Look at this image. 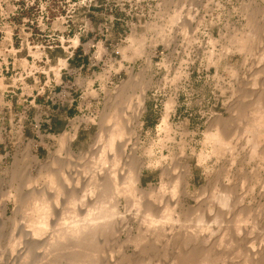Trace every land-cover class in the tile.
Listing matches in <instances>:
<instances>
[{
    "label": "bare ground",
    "instance_id": "obj_1",
    "mask_svg": "<svg viewBox=\"0 0 264 264\" xmlns=\"http://www.w3.org/2000/svg\"><path fill=\"white\" fill-rule=\"evenodd\" d=\"M249 1L253 4V8L249 10L248 14L245 10L248 2L246 3L247 5L243 4L244 7L246 5L245 8L242 6V9L248 15L245 19V22H247L245 23L246 26L244 25L243 28H246L248 32L243 31L244 34L240 33L241 35L232 34L233 36L230 37V46L234 51L244 54L245 57L247 55L256 57L257 59L255 58L253 62L256 72H254V75L252 74L251 80L249 79L250 81L248 80L247 83L244 84L245 88L242 90V95H240L242 97L238 96L234 104H232L230 108H227L226 111L229 115L227 118L213 113L214 119L206 129L204 142V144H206L205 146L208 148L210 147L209 152L203 151L205 149L196 151L195 147L188 146L187 141L185 142L183 139V136L187 134H180L187 133V131H178V128L173 127L169 123L170 116L176 112L175 105L177 101L172 98H169L170 100H168L166 106H164L166 107L165 111L157 126V130L163 133L165 137V140L160 142L161 149L159 153L153 158L151 148H145V146L142 145L140 130L143 121L141 118L146 111V93L151 88L152 81L150 78L146 79L144 76L139 79H134V76L132 77L134 61L140 58L141 54H144L141 48L143 41L140 42L141 39L139 41L137 39L135 40L133 35L128 36L133 45L121 50L122 62L119 64V67L127 73L128 79L121 81V83L119 82L120 85L118 84V86L115 85L116 87L114 91L112 90L113 93H111V95L105 94L102 109L96 117L76 119L77 122L73 125H71V121H75V119L71 120L70 131L67 130L62 134L60 133L57 136H53L59 148L56 149L53 154H50L49 163H51V167L47 170L54 169L57 172L55 175L53 174L54 176L51 174L45 177L47 176L46 170L44 172L45 176L42 175L43 178H46L45 180L42 179L45 181H42V183H44V190L41 189L43 191H40V193L38 192L39 189L38 191L36 190L38 194L30 193L31 195H29L28 193L26 194L27 196H23L24 202L22 201L23 205L21 204L23 208L20 209L19 212L24 216L21 215L24 220H21V222L24 223L19 226L18 235H15L17 241L14 247L17 246V249L15 247L16 252H14L16 254L14 253V257L11 255L12 258L7 257V259L0 257V264H99L101 258L99 257L100 259L98 262V253L101 256V252L107 251L106 247L111 244L114 238L116 239V243L119 236L125 234V237L131 231V227L128 224H122L120 222L122 217H124L123 215H129L128 217L134 216V220L137 219V225L140 226L138 227L139 229H136L137 226L134 228V231L140 230L141 232L139 231V234H142V238H140V235L137 236V232L135 233V236H137L135 238H137V240L140 238V242L133 245V249L135 251V257L141 259L135 260L136 264L138 262L141 263L143 257L154 249L153 245L157 244L160 246H158L159 248L163 246V248L167 249L169 245L171 248H174L172 246H175L176 243H180V246L182 244L183 247H180V250L175 252L177 253L176 256L174 253L172 255L170 249L171 257L175 256V260H173L174 258H170V260L175 261L176 264H214V262L216 263L218 260H220V262L221 260L225 261L223 260L225 258L229 260L227 256L234 254L238 257V255H240V253L235 254V251L238 250L236 248H239V246V249H243V255L240 256H242V258L246 256L243 261L241 257H238L241 259L239 260L240 264H263L264 213L262 212L264 211H259L258 205L260 204L259 207L262 205L264 206V62L262 57L264 56V50L259 53L264 44H262L263 46L260 44L262 48H260V50L258 49L259 52L256 48L259 46L257 45L259 42L264 41V37L260 36L263 35L261 33L264 32V24L262 23V27H259L260 25L257 26L256 21L258 22V19H256V16L259 14L264 15V0ZM180 10L173 11L170 15L167 14V9L166 11H162L166 12V15H168L163 25L160 24L159 26L156 21L154 23L152 22L153 24L150 23L151 25L147 24V29H151L153 31L152 34H154L152 41L154 47L152 51L150 50L151 52L149 51L150 53L146 50L149 53L144 59L146 67L149 68L151 66V55L153 56L156 53L158 43L161 42L165 46H168L170 41H172L174 29L177 28L179 30L180 36H182V39L186 42V44L185 42L183 43L186 48L193 42H196L195 40L197 39L194 37V34L198 30V26L201 22L197 20L199 18L195 20L197 11H193V9L189 11V9H187L186 14L185 11L182 14L183 10ZM263 15L261 17H263ZM192 23H195L197 26H193V28ZM189 32H191V35ZM227 41L230 43L229 40ZM73 42L76 43L77 41L74 40ZM213 42H215L214 39H211L210 43ZM97 46L98 51L95 55L97 59H99L103 52L101 51V47H99V45ZM227 53H229V50ZM224 54L220 52V56H217V58L214 54H210V57L208 56L209 63L217 65L218 61L223 58L221 56ZM252 59L254 60V58ZM123 61H127L129 65L124 66ZM62 63L64 64V62H60L61 65H63ZM180 73L178 72V74ZM178 76L181 77V75ZM103 77L104 74L102 73L95 75V78L100 81L103 80ZM78 82L80 81L78 80ZM92 82L93 80L88 81V88L92 96L98 97V93L94 89H91ZM100 88L103 93H105L106 89L102 84ZM224 105L229 104L224 103ZM81 123L95 125L96 132L87 150L75 152L71 149L70 145L75 140L77 128ZM178 135L180 138L178 137L179 140L177 141ZM169 145L179 146L180 157L178 156L176 159L179 158L181 161L188 157L194 158L196 160V167L205 166V171L214 173L215 177L217 175L218 178H220V182L216 183L218 189L213 186L216 189L214 188V191L207 193V195L209 193L210 195L206 199L205 197L207 195L205 194V196L202 191L195 192L191 195L186 189L189 187L187 178L192 176V168L187 162H183V160V165L180 167L182 171L180 169L181 173H179L181 174L179 176L182 177L177 181V184L170 188V194L168 193L167 195L165 192L167 195V198H165L167 201H165V206L167 205V207L162 208L163 211L160 210V214L157 215L159 211L156 214L154 204L158 199L162 198V196L164 198L166 195L164 194L158 198L154 197L153 194L159 191L163 192L162 189L164 185L161 181L159 187L154 192L148 187L142 188V171L146 168H150L154 163L161 169L162 177L173 174L174 171L177 170L175 169L177 166L175 165L176 159L173 157V152L171 151L172 147ZM140 148L143 149V153L138 155ZM164 149L168 150V155L171 156V158L169 157L170 159L164 156ZM186 150L190 151L188 156H186ZM29 156L30 161L34 163L38 162L37 157L31 156L30 152ZM140 156L141 159L143 158V162ZM239 160L240 164L243 163V167L240 166L241 168H239V170L236 168L237 173L235 175H242V177L236 176L235 178L240 179L235 180L232 171ZM177 161L179 162V160ZM47 166L48 165H46V167ZM246 166H248V172L244 171L245 168L247 169ZM41 170H43V168L40 169L39 172ZM54 170H52V172ZM48 174L50 173L48 172ZM36 180H38V177L34 179L35 182ZM28 182L30 183V181ZM239 182H241L240 189L242 188V195H244V188L247 187L249 196L251 197L250 199L254 202L256 195H258V193L259 195L261 194L262 203L260 201L256 203V211L253 209V211H250L248 207L245 208L243 200L240 197L241 193H239V196L236 195L237 184ZM34 184L33 182V185L29 186L33 188ZM259 187L262 189V191L260 190L261 192L256 191V188ZM29 188L28 190L31 191ZM246 190L245 195L247 193ZM261 197H258V199H261ZM8 198H4L5 201L1 200L0 218L5 216ZM163 198L162 200H165ZM186 198H193L197 207H185ZM122 202L125 203V206L122 208L127 209V211L126 209L123 211L125 214L118 210V206H120ZM159 203L160 202L157 203V206ZM21 205L20 207H22ZM251 205L252 204H250V206ZM168 208L169 213L167 211ZM198 209L201 214L194 213L196 216L191 220V212H193V210L197 212ZM152 212L157 215L155 217H159L158 221L155 218L153 222L154 217H152V221H150ZM206 213L207 215L211 214L213 216L206 217ZM260 217H262V219ZM181 219H185V221L189 219L188 222L191 220L193 226L184 225V222L180 221ZM208 219H212L209 220L210 223L212 221L216 223L217 221L224 224V226L222 224H220V226H215L214 223H211V226L207 223L204 224ZM179 221L183 223H179ZM217 224L219 225V223ZM212 225L216 230L214 231V228L213 231L209 232L210 228L213 227ZM241 230L243 231L242 234L239 232ZM255 232H257L256 234L260 232V235H256L258 236L257 241H254V238L255 240L257 239L254 235ZM46 236L48 238L44 239ZM133 238L134 237H128V240H125L127 242ZM237 239H239L238 241L241 243L236 242L232 244L233 240L236 241ZM135 240L133 244H135ZM123 241H121V244ZM9 242L11 243V241ZM10 243L7 245H11ZM124 243L123 246H120L119 243L120 248L127 246L124 245ZM119 246L117 245V247ZM14 247L12 250H15ZM159 248L158 251L160 253ZM233 248L234 250L232 251ZM115 249L118 250L119 248ZM117 250L116 252H118ZM110 251L112 250L109 249V251L106 252L107 256H109L110 253L108 254V252ZM120 251L121 250H119V252ZM164 251H161V255L166 252ZM236 252L238 253L240 251L238 250ZM136 253L138 256H136ZM148 255L150 256V253ZM165 255L167 257V254ZM162 257L165 258L163 255ZM108 259H106V264H112ZM101 261H103V258ZM166 261L167 263L165 261L163 263L168 264V260ZM230 261L227 263L230 264ZM240 261H242V263ZM172 264H174V262Z\"/></svg>",
    "mask_w": 264,
    "mask_h": 264
},
{
    "label": "rangeland",
    "instance_id": "obj_2",
    "mask_svg": "<svg viewBox=\"0 0 264 264\" xmlns=\"http://www.w3.org/2000/svg\"><path fill=\"white\" fill-rule=\"evenodd\" d=\"M247 2L249 6L246 4ZM243 4L247 5V7L245 5V10L248 14L249 10L253 8V4L249 0H94V4L89 8V13L84 12V14L79 16L75 21L73 33L75 36H70V38L65 37L66 40L70 39L71 46L75 47L67 62L64 61V59L68 57L67 53H65L61 48H54V46L57 45L55 41L58 36L57 31L61 30V27L58 24L56 26L53 25V27L48 25L44 32L34 31L31 35H28L27 31L25 30L27 23L24 22L21 17L6 18L5 16H0V203L1 200L9 197L6 202L5 216H3L4 218H0V257L6 259L7 257H11V255L14 257L13 254L17 249V246H15V249L14 244L17 241L16 236L18 235V229L19 226L24 223L21 222V220H23V214H20L19 212L20 209L23 208V196H27L26 194L28 193L29 195L38 194V192L44 190V183H42V181L45 182L44 180L46 179L43 178V176H45L44 172L51 167V163H49V156H51L50 154H53L56 149L59 148L55 137H53L57 135H47L39 132L36 124L37 105L43 104L42 100H45L44 103L46 106L50 104L57 106L63 100H65V94H71L73 103V113L71 120L75 119V121H71V125L76 124V119L96 117L102 109L105 94L111 95V93H113L112 90L114 91V88L118 86V84L120 85L121 81L128 79L127 73L119 67V64L122 62L121 50L133 45L132 41H130L128 38V36L133 35L135 40L137 39L139 41L141 39L140 42L143 41L141 48L144 54H141L140 58H137L134 61L132 77L134 76V79H139L144 76L146 79L150 78L152 81V86L146 93V111L141 118V120L144 122H142L140 130L142 145L145 146V148H151L153 152V158H155V155L157 156L159 153L161 149L160 142L165 140V137L163 133L157 130V126L159 125L162 115L165 111L166 107L164 106H166V103L168 100H170L169 98H172L177 101L175 105L176 112L170 116L169 123L173 127L178 128V131H187V133L180 134H187L183 136V139L185 142L187 141L188 146L193 148L195 147L196 151L205 149L203 151L209 152L210 147L208 148L205 146L206 144H204V142L206 129L214 119L213 115L219 114L220 116L227 118L229 116L228 112L226 111L227 108H230L232 104H234L235 100L238 99V96L242 97L240 95H242V90L245 88L244 84L247 83L249 79L251 80L252 74L254 75V72H256V68L254 66L255 64L253 63L256 57H253V55H249L251 57L248 55L245 57L244 54L234 51L230 46V37L236 34H244L243 31L248 32L246 28H243L245 23H247L245 22V19L248 17V15L242 9V6L245 8ZM2 7L3 11L8 12L12 7V4H5L2 5ZM166 9L168 15L172 14L173 11H179L180 9L183 10L182 14L184 11L186 14L187 9H189V11L192 9L193 11H197L195 20L199 18L197 20L201 21L199 24L200 27L198 26V30L195 34L192 32L197 40H195L196 42H193L186 48L185 45H183L185 41L182 39V36H180L179 30L177 28L174 29L173 39L170 41L168 46H165L161 42L158 43L156 47V53L153 56L151 55V66L148 68L145 66L144 59L146 58L145 56L149 55L154 47L152 45L154 34H152L153 31L151 29H147L148 27L146 26L153 24L155 21L157 24H159V26L160 24L163 25L166 22L168 15H166V12L162 11H166ZM262 15L263 14H259L256 16L258 22L256 20L255 21L257 26L260 25L259 27H262L264 24V15L261 17ZM193 26L196 27L197 25L192 23V27ZM52 28L57 29V31H54L55 29L53 30ZM189 33L191 35V32ZM261 34L263 35L260 36L264 37V32ZM211 39H214L215 42L210 43ZM74 40L77 42L74 43ZM227 40H229L230 43H228ZM143 43L145 44V47ZM260 44H264V41H261L257 44L259 45L256 48L258 52L263 46ZM97 45L101 47V51L103 52L99 59H97L95 55V53L98 51ZM263 48L259 53L264 50ZM146 50L148 52L150 50L151 51L148 53ZM228 50L229 53H227ZM67 52H70V50ZM220 52H223V54L225 53V57L224 55L221 56L223 58L218 61L217 65H212V63H209L210 61L208 58L210 57V54H214V56L217 58V56H220ZM262 57L264 62V56ZM252 58H254V60ZM60 62H64V64L62 63L63 65H61ZM123 65L128 66L129 63L127 61H123ZM61 66L66 67L64 71H61V78H59L58 68ZM178 72L181 73L178 74ZM98 73L104 74L102 81L95 78V75ZM178 75H181V77ZM78 80L80 82H78ZM87 80H93L91 89H94L98 93V97L91 95ZM101 84L106 89L105 93H103L100 88ZM224 103L229 105H224ZM95 132V125H86L81 123L77 128L76 138L70 145L71 149L75 152L87 150L89 144L93 141ZM178 137L180 138V136H177V141L179 140ZM169 146L172 147L171 151L173 152V157L176 159L180 155V149L178 148L179 146ZM29 152L31 156L37 157L39 163H34L29 160ZM141 153H143L142 148L139 149L138 155ZM189 153L190 151L186 150V156H188ZM163 154L166 158H171V156L168 155L167 149H164ZM177 160H179V162ZM183 160L180 161L179 158L176 159L175 165L177 167L175 169L177 170H175L173 174L163 177L161 176V169L153 163L150 168H146L142 171L141 187H148L154 192L162 181V184L164 185V188L162 189L163 192H155L153 196L159 198V196L164 195L165 192L167 195L168 193L170 194V188L177 184V181L182 177L179 176L181 175L179 173L182 171V168L180 167L183 165V162H187L192 168V176L187 178L189 187H187L186 190H188L191 195L200 191H202L204 195H207L208 192L214 191L215 187L217 188L216 183L220 182V178H218L217 175L215 177L214 173L206 172V168L203 165L196 167V160L194 158L188 157L187 159ZM141 161L143 162V158ZM239 162L240 160L237 162L236 167H234L232 171L235 180L242 177V175H235L237 170L241 168L240 166L243 165V163L240 164ZM46 165L49 167H46ZM246 167L247 169L245 168L244 171L248 172V166ZM42 168L43 170L40 172L43 173H40L39 170ZM50 170L46 171L47 176L45 177H48L51 174L54 176L57 172L54 169L52 170L55 172ZM48 172L50 174H48ZM236 176H239L240 178H235ZM37 177L39 181L36 180L35 182L34 179H37ZM28 181H30V183ZM33 182L35 184L32 188L30 186L33 185ZM240 184L241 182L237 184V196H239V193L242 192V188L240 189ZM28 188L31 191H29ZM259 188H256V191H262L261 187ZM36 190L39 191L37 192ZM245 190L247 192L246 195ZM248 191V188L245 187L243 190V194L245 196L241 193L240 197L243 200L245 208L248 207L250 211H256V203H259V201L262 203V197L260 196L261 194L259 195L258 193L259 196H254V202L250 199L251 197L249 196ZM9 195L12 196L10 197ZM167 195L164 198L162 196V198H167ZM209 195L210 193L206 197L204 196L205 199ZM258 197H261V199H258ZM162 198L158 199L154 204V210L156 214L159 211L157 215L160 214V210H162V208L167 207V205L165 206L166 199L162 200ZM158 202L160 203L157 206ZM16 203L19 204L17 205ZM246 203L249 206L250 204L252 205L249 207ZM20 205L22 207H20ZM259 205L258 208L260 210H258L261 212L264 211V206L262 205L259 207ZM123 206H125L124 202L118 206V210L121 213H124L123 211L126 209H123ZM185 207H197V204L193 198H186ZM167 211L169 213V208ZM153 212L150 221H152V217H154L153 222L155 221V218L158 221L159 217H155L157 215L153 214ZM191 213V220L196 216L194 213L201 214L199 209L197 212H194L193 210ZM123 216H127V219L122 217L124 221L121 219L120 222L122 224H128L131 227V231L125 237V234L119 236V239L116 243V239H113L111 244L106 247L107 251H109V249L113 251V253L112 251L108 252V254L110 253L109 256L106 255V250V252L104 251L105 253L103 251L101 252V256L98 253V262L101 258L99 264H106V259L108 258L112 264H114L116 260L117 262L115 264H136L135 260L140 259L139 257H135V251L133 249V245L139 243L140 238H142V234H139L140 230H136L140 226L137 225V219L135 218L136 220H134V216H131V214V217H128L129 215ZM210 216L213 215H207L206 213V217ZM260 218L262 219V217ZM188 220L189 219L185 221V219H181L180 221H183L184 223L180 221L179 223H183L186 226H191V220L189 221L191 224L188 222ZM209 220L212 219H208V222L205 221L204 224L207 223L211 226V223L214 222L212 221L210 223ZM217 223H219V225ZM220 224L222 223L217 221L214 223L215 226H220ZM222 225L224 226V224ZM135 227L136 231H134ZM214 228V226L211 227L209 232L213 231ZM215 230L216 228L214 231ZM241 231L239 232L242 234L243 231ZM236 232L240 234L238 231ZM135 233L136 235L138 234L137 236L140 235L138 240L135 238L137 237L135 236ZM256 233L257 232H255L254 235L257 239L255 240L254 238V241L258 240V236L256 235H260V232L258 234ZM128 237H134L137 240L136 241L133 238L135 240V244H133V239V241L130 239L127 241V243L126 240H128ZM46 238L48 237L46 236L44 239ZM8 240L11 241V243ZM238 240L239 239L236 241L233 240L232 244H235L236 242L241 243ZM121 241H123L124 245L127 246L120 248V246H123ZM9 243L12 245V247L11 245H7ZM117 245L119 247H117ZM155 245H153L155 251L153 249L148 252L147 255L150 253V256L148 255L147 258V255H145L143 257V261L141 263L138 262L137 264H166V260H168V264H172L173 262L176 264V262L171 261L170 258H174L173 260H175V256L177 254L175 252L180 250L182 244L180 246V243H176L175 246H172L174 248H171L169 245L170 247L167 246V249L161 246L163 250L159 248V245ZM13 247L15 250H12ZM115 248L119 249L117 250ZM239 248L236 249H238L240 252L237 253L236 251L238 250H236L235 254L240 253V255H243V249ZM170 249L172 251V255L174 253L175 256L171 257ZM116 250L118 252H116ZM119 250L122 252H119ZM233 250L234 248L232 251ZM161 251L165 252L162 254L165 256V258L162 257ZM165 254H167V257ZM240 255H238V257H241L243 261L246 256H243L242 258ZM136 256H138L137 253ZM118 257H120L121 260ZM227 257H229V260L228 258H221L225 261L228 260L226 263L222 260L221 262L223 263H221L220 260H218L219 262L216 261L214 264H229L227 262L230 260H232L230 261V264H236V262L237 264H240L239 260L241 259H239L236 255L233 254ZM102 258L103 261H101ZM164 261L166 263H163ZM242 261L240 262L242 263Z\"/></svg>",
    "mask_w": 264,
    "mask_h": 264
},
{
    "label": "built area",
    "instance_id": "obj_3",
    "mask_svg": "<svg viewBox=\"0 0 264 264\" xmlns=\"http://www.w3.org/2000/svg\"><path fill=\"white\" fill-rule=\"evenodd\" d=\"M12 4L8 12L3 11L2 5ZM94 4V0H0V16L21 17L27 23L25 30L28 35L34 31L44 32L47 26L61 27L57 31L56 43L54 48H61L67 56L64 61L72 55L75 47L71 46V40L65 39L74 37V24L79 16L89 13V8ZM66 44V46H65ZM52 48V47H49ZM70 50V52H67ZM58 65V64H57ZM66 66H61L58 69L59 78L61 71H64ZM62 82V81H60Z\"/></svg>",
    "mask_w": 264,
    "mask_h": 264
},
{
    "label": "crops",
    "instance_id": "obj_4",
    "mask_svg": "<svg viewBox=\"0 0 264 264\" xmlns=\"http://www.w3.org/2000/svg\"><path fill=\"white\" fill-rule=\"evenodd\" d=\"M38 104L36 108V124L39 132L47 135H58L70 130V121L72 119V98L71 94H65V100L59 105Z\"/></svg>",
    "mask_w": 264,
    "mask_h": 264
}]
</instances>
